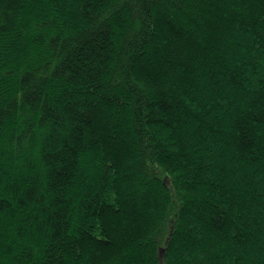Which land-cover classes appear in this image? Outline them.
<instances>
[{
    "label": "trees",
    "instance_id": "trees-1",
    "mask_svg": "<svg viewBox=\"0 0 264 264\" xmlns=\"http://www.w3.org/2000/svg\"><path fill=\"white\" fill-rule=\"evenodd\" d=\"M0 264H264V0H0Z\"/></svg>",
    "mask_w": 264,
    "mask_h": 264
}]
</instances>
